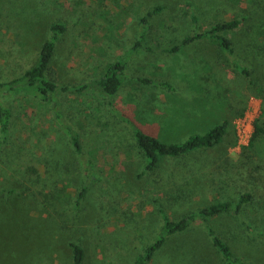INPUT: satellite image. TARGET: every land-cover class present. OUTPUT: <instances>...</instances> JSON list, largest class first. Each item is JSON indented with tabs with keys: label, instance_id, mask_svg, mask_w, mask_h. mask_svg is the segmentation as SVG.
Instances as JSON below:
<instances>
[{
	"label": "rangeland",
	"instance_id": "rangeland-1",
	"mask_svg": "<svg viewBox=\"0 0 264 264\" xmlns=\"http://www.w3.org/2000/svg\"><path fill=\"white\" fill-rule=\"evenodd\" d=\"M158 5L142 27L140 17ZM233 19L238 26L221 34L234 53L208 38L165 50ZM55 20L67 24L52 61L60 84L89 82L124 58L123 86L113 98L96 87L60 92L64 124L34 89L5 93L17 116L12 144L0 149V264H74L71 242L83 245L84 264H133L162 225L160 207L177 219L217 200L236 204L244 192L255 198L238 214L198 220L147 264H224L206 224L246 264H264V136L250 145L264 105V0H0V82L35 64ZM225 120L217 145L161 157L144 172L135 127L182 142ZM65 124L80 133V154ZM25 159H36L37 172L23 168ZM204 166L228 176L214 185L220 176Z\"/></svg>",
	"mask_w": 264,
	"mask_h": 264
},
{
	"label": "trees",
	"instance_id": "trees-1",
	"mask_svg": "<svg viewBox=\"0 0 264 264\" xmlns=\"http://www.w3.org/2000/svg\"><path fill=\"white\" fill-rule=\"evenodd\" d=\"M161 9L162 7L158 5L147 10L146 13L140 17L142 27L147 25L149 17L159 12ZM239 23V19H233L224 23L212 25L210 28L206 29V31L184 37L179 42V44L169 48L166 47L165 50L168 52H179L183 45L208 38L220 41L219 43L223 48L227 49L231 53H234L235 49L232 42L223 36L221 32H227L237 27ZM66 30L67 24L65 22L61 20L52 21L50 24L49 37L42 44L35 64L23 72L20 76L0 82V149H4L12 144V140L15 137L14 125L17 116V114L14 112V107L9 103L5 93L19 92L22 88L27 90L34 89L44 101L51 104V107L54 109L55 116L61 123H63L64 120L63 112L60 109V92H72L89 87H96L101 92L109 95L112 98L115 96L118 97L120 95L121 88L123 86V77L128 61L124 58H121L120 60L110 64L102 75L92 79L89 82L66 85L60 84L53 76V57L57 45ZM146 35V30H144L142 32L141 39L144 40ZM141 39L138 40L133 50H135L137 46L140 45ZM237 67L243 70L250 82H254L253 72L251 70L242 68L239 65ZM140 80L145 83L153 82L151 78L146 77H140ZM160 83L161 85H165L170 88L172 87L168 81H161ZM118 113H120L124 121L127 120L125 118V114L120 111H118ZM253 124L254 131L250 145H253L257 138L264 136V105L261 106V112L254 120ZM228 125V121L225 120L222 123L216 124L205 133L192 134L188 139L182 142H166L159 139L156 135L148 133L141 128L135 127L133 135L134 142L141 150L143 155L149 159L144 172L146 173V171H156L160 167L161 157L169 156L171 159H177L192 154V152L199 149L203 150V148L207 149L217 145L223 140L225 134L227 133ZM65 126L67 134L70 137V143L72 144L75 152L80 154L83 151L80 133L71 125L65 124ZM21 149L22 147L20 146V150ZM22 158L24 159V157ZM35 164L36 159L34 160V163H30L25 159L22 166L25 169L37 172ZM253 176L257 179V176L259 175L254 174ZM5 191L6 189H0V194ZM11 192H14V190ZM86 192V187L83 185L79 190L74 202L75 208L80 207L86 196ZM254 198L255 196L252 192H244L236 204L230 200H217L206 207L199 208L197 211L185 213L177 219L172 218L164 207H160L163 220L162 225L160 226L154 240L144 248V251L139 256L135 258L133 264H147L152 260L156 251L160 250L173 237L188 231L189 228L198 220L206 223L209 219L219 214H228L233 211L238 214L243 209V206L251 203ZM206 229L207 234L211 238V244L213 248H215L217 253L220 255L224 264H246L244 260L234 255L231 246L219 233L215 231L213 227L206 224ZM71 247L73 252V263L84 264L85 249L83 245L80 242H71Z\"/></svg>",
	"mask_w": 264,
	"mask_h": 264
},
{
	"label": "crops",
	"instance_id": "crops-1",
	"mask_svg": "<svg viewBox=\"0 0 264 264\" xmlns=\"http://www.w3.org/2000/svg\"><path fill=\"white\" fill-rule=\"evenodd\" d=\"M164 86H165V85H164ZM171 86H172L171 88L168 87V86H165V87H167V88H169V89H175V86H173V85H171ZM204 167L206 168V170L208 169L207 166H204ZM213 168H216V166H213V165H212V169H213ZM204 174L207 175V176H215V175L220 176V177H218V178L213 182L214 185L219 184L220 182H222L221 180H223L224 177L228 176V173H226V172L223 171V170H217V171H213V172H209V171L207 170Z\"/></svg>",
	"mask_w": 264,
	"mask_h": 264
},
{
	"label": "built area",
	"instance_id": "built-area-1",
	"mask_svg": "<svg viewBox=\"0 0 264 264\" xmlns=\"http://www.w3.org/2000/svg\"><path fill=\"white\" fill-rule=\"evenodd\" d=\"M254 120L255 119H253L252 121H251V123H250V125H251V129H250V131H251V133H253V131H254Z\"/></svg>",
	"mask_w": 264,
	"mask_h": 264
}]
</instances>
